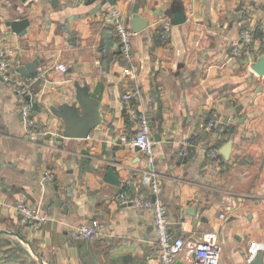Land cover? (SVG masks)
<instances>
[{"label": "crops", "instance_id": "1", "mask_svg": "<svg viewBox=\"0 0 264 264\" xmlns=\"http://www.w3.org/2000/svg\"><path fill=\"white\" fill-rule=\"evenodd\" d=\"M104 1L59 0L55 8L51 0H0V44L38 70L25 77L16 68L11 80L0 79V264H159L153 211L121 197L144 188L145 157L121 140L138 132L143 113L154 139L156 197L173 236L198 239L212 230L220 264H264V75L252 67L264 55V0ZM111 6L130 27L137 6L149 20L133 37L136 74L123 58ZM176 11L185 22L174 24ZM19 16L30 20L24 33L7 24ZM245 29L254 37L234 55ZM22 77L32 78L29 96L15 84ZM76 84L102 104L103 121L87 137L63 136L52 109L76 100ZM29 102L46 129L36 141L22 114ZM229 140L226 159L220 150ZM110 163L119 185L104 180ZM20 199L50 220L23 224ZM93 221L101 233L78 236L77 227ZM179 259L186 262L185 254Z\"/></svg>", "mask_w": 264, "mask_h": 264}, {"label": "built area", "instance_id": "2", "mask_svg": "<svg viewBox=\"0 0 264 264\" xmlns=\"http://www.w3.org/2000/svg\"><path fill=\"white\" fill-rule=\"evenodd\" d=\"M109 19L118 36L123 58L129 63L131 73L136 74L133 53V37L136 34L126 23L123 11L115 6L109 9ZM171 30V24L167 23L163 33ZM254 33L251 29H245L241 33L240 40L232 45L234 55L239 54L243 47L253 39ZM20 60L16 56L15 49L0 44V73L6 80L12 79V72L20 65ZM58 68L67 71V64L61 62ZM18 91L27 96L32 94V78H18L15 80ZM132 93L125 94L126 99L132 98ZM33 104L26 103L22 107L25 129L28 137L32 141L39 139L46 129L38 125L31 115ZM133 112H136L133 110ZM216 116L214 115L208 122V128L215 126ZM122 142H132L141 147V151L145 157L146 167L142 172V181L144 188L135 194L127 196L121 194L123 199L130 201L138 209H151L154 213V225L156 230L157 246L159 250V264H176L179 256L185 254L186 262L189 264H220L222 246L219 243L217 232L205 231L200 238H185L183 236L174 237L168 217L167 206L161 202L156 195L160 190V178L156 169V157L154 153V139L151 136L150 118L148 114L143 113L140 119V128L138 132L128 137L123 135ZM192 144L185 141V146ZM218 149L212 151V155H218ZM15 208L21 218L23 224L31 225L35 228L44 225L50 220V216L42 209L40 205H34L26 199H20L15 204ZM224 216V215H223ZM76 233L82 238H94L101 233V225L98 221L80 224ZM185 262V261H184Z\"/></svg>", "mask_w": 264, "mask_h": 264}, {"label": "water", "instance_id": "3", "mask_svg": "<svg viewBox=\"0 0 264 264\" xmlns=\"http://www.w3.org/2000/svg\"><path fill=\"white\" fill-rule=\"evenodd\" d=\"M25 1V0H24ZM59 0H51L53 6L57 8ZM109 3L113 4L114 0H108ZM107 0L104 1V3ZM186 21V15L183 11H176L173 22L174 24H180ZM30 23V20L27 17L19 16L16 19H11L7 21V24L11 28L19 33H24L27 25ZM149 25V20L141 15L139 7L137 6L134 10V14L131 17V29L134 32H139L147 28ZM65 32L72 34V31L63 25ZM75 38V36H72ZM253 69L264 75V55L253 64ZM17 71L25 77H31L32 74L38 73V70L35 68L33 63L22 64L17 67ZM0 79L4 82H7L3 75L0 73ZM12 82V81H11ZM14 82V81H13ZM76 100L70 104H61L59 106H53L52 109L55 114L62 118L65 124V129L63 131V136L65 137H87L91 130L96 128L98 124L103 121L102 114V104L99 99L92 97L89 93L87 87H82L80 84H76ZM241 106L237 107V110ZM62 137H59L61 140ZM233 140H229L220 150V153L225 156L226 159L230 158V152L232 147ZM141 149V147L139 146ZM104 180L114 185H119L121 183L120 173L117 170V166L113 163H110L106 166ZM2 183L8 184L5 180H2ZM20 189V188H18ZM25 192V190H22ZM28 196L30 194L26 192ZM65 207L67 204L62 203ZM176 264H189L182 260H177Z\"/></svg>", "mask_w": 264, "mask_h": 264}, {"label": "trees", "instance_id": "4", "mask_svg": "<svg viewBox=\"0 0 264 264\" xmlns=\"http://www.w3.org/2000/svg\"><path fill=\"white\" fill-rule=\"evenodd\" d=\"M35 108H36V105H35ZM229 132H231V131H229ZM218 156L220 157V154Z\"/></svg>", "mask_w": 264, "mask_h": 264}]
</instances>
